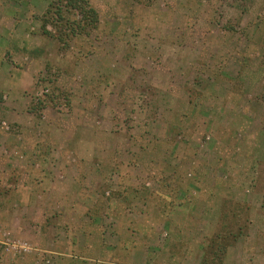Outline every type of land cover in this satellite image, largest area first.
I'll return each instance as SVG.
<instances>
[{
    "label": "rangeland",
    "instance_id": "rangeland-1",
    "mask_svg": "<svg viewBox=\"0 0 264 264\" xmlns=\"http://www.w3.org/2000/svg\"><path fill=\"white\" fill-rule=\"evenodd\" d=\"M221 245L264 264V0H0V264Z\"/></svg>",
    "mask_w": 264,
    "mask_h": 264
},
{
    "label": "trees",
    "instance_id": "trees-1",
    "mask_svg": "<svg viewBox=\"0 0 264 264\" xmlns=\"http://www.w3.org/2000/svg\"><path fill=\"white\" fill-rule=\"evenodd\" d=\"M91 12H89L88 14L84 13L83 20H84L85 24H84L83 27H89L90 25H93L94 22L96 21V18L94 16L91 17V19H90ZM235 236L236 235H232V236H229V237H234L235 238ZM218 238H219V236H218ZM220 239L224 240L225 238L223 236H220ZM219 248L220 249H218V250L215 249L216 251L215 250L214 251L210 250V253H209L210 254V258L207 257V256L204 257L200 264H222V254L225 252L226 246L225 245H221V247H219ZM214 260H217L218 263H216Z\"/></svg>",
    "mask_w": 264,
    "mask_h": 264
}]
</instances>
